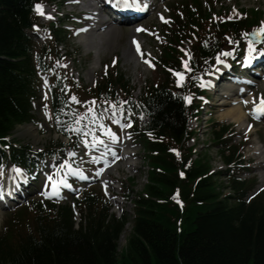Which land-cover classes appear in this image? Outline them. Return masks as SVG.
Wrapping results in <instances>:
<instances>
[{
  "label": "trees",
  "instance_id": "1",
  "mask_svg": "<svg viewBox=\"0 0 264 264\" xmlns=\"http://www.w3.org/2000/svg\"><path fill=\"white\" fill-rule=\"evenodd\" d=\"M39 1L0 0V158L25 167L34 166L39 157L75 149L80 139L71 91L60 74L53 84V110L58 131L68 136L70 143L51 142L44 151H35L31 145L18 147L4 141L18 125L35 118L32 105L39 72L52 71L42 61L49 50L36 51L25 32L36 21L34 5ZM177 8L180 15L175 13L171 38L164 44V62L180 69L179 45L196 37L199 45L193 51L194 75L204 72L206 64L211 67L215 56L243 44L245 34L264 19V11L259 9L245 10L232 20L218 19L213 16L210 0H184ZM52 30L54 44L62 42L64 31ZM165 75L138 100L131 98L129 83L122 77L115 80L111 75L89 90L95 99L114 103L116 88H121L125 101L130 97L135 111L149 119L148 124L131 130L144 143L151 170L146 196L135 201L131 236L121 255L118 242L128 217L125 214L117 219L110 213L109 200L91 191L77 199L84 217L78 227L69 205L35 203L10 214L0 230V264H264V191L247 202L245 197L254 188V180H242L227 171L229 185L222 187L217 182L222 173L209 175V157L201 159L200 155L189 167L185 162L193 149L184 152L180 161L175 157L172 147L183 151L193 136L187 130V120L195 106L185 104L184 95L191 86L176 88L171 74ZM226 131V127L215 129L213 140L221 142ZM227 147L221 155L230 164L240 157L239 148H231L226 155ZM225 189L230 190L228 195ZM175 191L179 193L175 199L187 207L183 204L180 208L171 198ZM186 227L193 229L187 231Z\"/></svg>",
  "mask_w": 264,
  "mask_h": 264
},
{
  "label": "rangeland",
  "instance_id": "2",
  "mask_svg": "<svg viewBox=\"0 0 264 264\" xmlns=\"http://www.w3.org/2000/svg\"><path fill=\"white\" fill-rule=\"evenodd\" d=\"M171 0H165L164 3L160 4V7L151 14L147 19H145L142 23L145 26L146 33H142L140 36V40L143 42L144 51H148L151 60L156 59L159 63H155L152 67H146L145 65H141L134 57L133 49L131 48V37L133 35V27H129L126 29L116 28L114 27V32L110 33V36L106 33H97L91 34L90 36H73V38L67 40L66 46H69V51L71 52L70 57L74 59L76 69L75 72L80 74L79 82L84 80V87L90 86L91 80L97 81L99 77L103 74L105 68L104 64H109V68L116 69L118 74H122L126 77L133 87L137 90L135 92V96H138L140 93V89H144L146 86L150 84L159 83L162 81L163 73L161 72V67H163L162 59V45L165 41L166 31L165 26L171 24L172 21V13L170 12V2ZM180 1V0H178ZM204 1V0H202ZM223 5H228L230 8L235 7H251L255 9L264 10V0H225L224 2H217L216 8H220ZM67 11H80L82 6L79 7H66ZM167 21L168 24H164ZM109 40V42L107 41ZM42 43V40L40 41ZM102 43V44H99ZM190 45V43L188 42ZM96 45V46H95ZM183 49L188 48L187 43H183ZM188 50H183V56L186 64H190L189 57L187 56ZM118 58V60H117ZM161 61V62H160ZM119 62V64H117ZM119 65L118 67H116ZM155 66V67H154ZM158 67H160L158 69ZM48 79V77L46 78ZM75 81H78L77 76L75 75ZM41 92H42V81L39 83ZM206 85V84H205ZM256 94L264 92V79L261 80L260 84L256 86ZM77 103L80 104V107L89 108V98L80 95H73ZM218 99L215 102L214 108L210 110V114L208 116H200L199 120H194L190 124V130H194L196 132V137L193 139L189 146H195L198 153H201V150H205L210 147L212 164L214 170H225L226 165L223 162L220 154L218 153L217 147L215 144L211 142V128L213 127V123L218 121L220 123H227L231 125L233 129V139L237 144L241 140L247 141L248 145L246 149L243 151V159L245 161V166L248 167V170L241 171L240 175H245V177H256L258 179L257 189L264 188V156L258 154V149H262L260 142L263 140V134L260 130V125H254V129L251 133L246 132L237 123L233 121H229L227 119L222 118V114L225 112V108L219 107ZM246 102V100H244ZM213 103V102H212ZM43 104V102H42ZM245 106V105H244ZM90 109V108H89ZM246 114L249 113L248 106H245ZM37 115L39 120H41L42 125L38 126L39 130V142L37 146L42 147L48 144L52 139H55L56 133L52 128V120L47 117L46 113L39 114V108L37 109ZM41 112V110H40ZM90 117H94L93 114H89ZM104 119L106 116L102 113ZM93 118L92 120H94ZM210 119V120H209ZM99 121V127L101 134L104 133L103 126L105 125L103 119L100 121V117L97 118ZM143 120H145L143 118ZM205 120H209L208 122ZM108 120H106L107 122ZM28 126L23 125L20 126L13 139H17L18 141L26 144L33 143V139L30 135L25 133V130ZM111 128L115 131L114 122L111 123ZM242 128V129H241ZM108 132V131H107ZM90 133H84V135ZM16 136V137H15ZM113 141L116 140L115 136L111 137ZM130 152L126 150L127 154L135 153V155H129L126 159L116 165V167L110 172V179L112 181V186L115 188L114 194L117 196V201L122 202V208L120 209L118 214H121L123 211L128 214L129 223L125 227V230L119 241L118 254L121 253L122 249L127 247V241L131 235L133 228V215H134V206L131 202H125L120 200L119 196L124 193V189H130L132 191L131 198L136 199L139 194L145 195L144 189L145 185L148 182V162L143 159L144 153L141 144L135 143L131 144ZM197 153V154H198ZM224 179H220V183H223ZM103 186V185H102ZM100 184H96L95 190L100 191L102 189ZM100 189V190H99ZM39 196V194H38ZM40 199V198H37ZM187 207V206H185ZM201 211V209H199ZM6 215L4 212L0 210V230L2 229L3 223L6 219ZM180 229V227H178ZM193 227H186V230H192ZM186 232V231H185ZM120 258V256H118Z\"/></svg>",
  "mask_w": 264,
  "mask_h": 264
},
{
  "label": "bare ground",
  "instance_id": "3",
  "mask_svg": "<svg viewBox=\"0 0 264 264\" xmlns=\"http://www.w3.org/2000/svg\"><path fill=\"white\" fill-rule=\"evenodd\" d=\"M105 24V23H104ZM108 28V27H107ZM114 28L110 27L108 30V35L110 36V33L114 32ZM109 42V40H107ZM102 44V43H99ZM234 91L232 89H227L225 93H223L225 96H222L220 99L222 108H225V112L222 114L223 119H227L229 121H233L234 123H238L242 128H251V125L248 122V116L244 111V107L240 105V102L245 99V97L242 98L243 95L246 94V91H237V94L234 98H229L228 96H231V92ZM251 100V98H249ZM248 100V101H249ZM237 102L239 105L234 106L233 103ZM25 133L27 135H30L31 138L38 143L39 142V134L38 132L28 127L25 130ZM259 151V149L257 150ZM103 182L106 183V186L108 184V176L107 174L103 175Z\"/></svg>",
  "mask_w": 264,
  "mask_h": 264
},
{
  "label": "snow or ice",
  "instance_id": "4",
  "mask_svg": "<svg viewBox=\"0 0 264 264\" xmlns=\"http://www.w3.org/2000/svg\"><path fill=\"white\" fill-rule=\"evenodd\" d=\"M109 2L112 5V7L116 9H122V10H131V9L139 10L142 6L147 7V5L141 4V0H109ZM36 7L38 10L41 11V14H43L41 6L37 5ZM137 30L139 31L140 29H137ZM258 34L264 37V27L258 30ZM245 35L247 36L248 34H245ZM253 51H256V50L252 47V42L249 41V52L251 53ZM260 54L264 55V52H261ZM176 75L181 76L180 73H176ZM73 99L75 98L73 97ZM245 103H247V101ZM258 111L259 113L264 114V99L261 100L260 108L258 109ZM15 171L20 172L19 169H15ZM65 186H68V185L65 183Z\"/></svg>",
  "mask_w": 264,
  "mask_h": 264
},
{
  "label": "water",
  "instance_id": "5",
  "mask_svg": "<svg viewBox=\"0 0 264 264\" xmlns=\"http://www.w3.org/2000/svg\"><path fill=\"white\" fill-rule=\"evenodd\" d=\"M255 40V39H254Z\"/></svg>",
  "mask_w": 264,
  "mask_h": 264
}]
</instances>
